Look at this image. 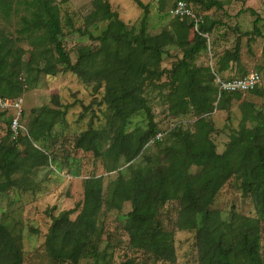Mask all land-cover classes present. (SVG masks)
<instances>
[{
    "label": "trees",
    "instance_id": "trees-1",
    "mask_svg": "<svg viewBox=\"0 0 264 264\" xmlns=\"http://www.w3.org/2000/svg\"><path fill=\"white\" fill-rule=\"evenodd\" d=\"M135 1L145 9L139 29L126 25L108 0L94 1L93 16L107 21L108 25L97 38L100 42L98 48H83L76 64L72 65L66 63L61 9L55 0H0V14L4 17L13 10L21 13L16 36L0 28V98H21L25 92V82L21 77L23 73L36 70L55 74L57 65L64 66L66 71L86 82L105 83L104 100L111 113L108 129L87 131L76 141V148L94 152L99 157V140L104 135L105 141H112L108 151L119 152L115 162L118 165L123 155L126 162L134 161L144 145L158 134L154 124L150 131L138 136H135L136 131L124 133L127 120L132 115L143 110L151 115L148 98L142 96V91L145 88L151 91L166 88L169 91L167 101L173 113L197 117L195 131L176 126L159 147L163 162H157L151 156L154 158L149 157L148 160L153 166L147 171L131 168L132 177L119 180L116 192L120 191V183L123 185L126 182L132 194L133 210L128 214L125 225L131 245L134 249L151 254L157 262L175 261L173 234L163 228L158 214L164 203L176 200L182 209L181 220L197 232L200 264H262L259 231L244 232L237 241H233L221 230L217 214L210 210L222 188L231 179L239 178L242 192L254 203L257 221L264 223V121L250 115L245 107L241 126L230 135V141L222 153H218L211 137L215 128L208 122L220 94L216 80L247 75H239L241 43L213 57L211 66L199 67L195 64L202 52L211 51L208 35L214 28L209 26L207 15L197 13L192 2L201 3L205 10L221 9L223 3L219 0H178L187 2L198 16L203 17L204 23L196 29L193 20L177 19L170 31L152 37L148 33L147 6L140 0ZM257 25L258 20L255 21V30L260 33ZM191 33L192 40L189 38ZM18 40L31 44L32 58L45 60L44 67L32 59L24 64L22 57L25 50L17 46ZM169 45L183 53L170 71L160 67L165 48ZM53 60L56 65L52 63ZM232 63L238 67L232 70L230 76L224 77L223 73L230 70ZM166 73L170 76L169 81L159 83ZM259 87L250 93H261ZM220 95L221 105H224L230 102L229 95L240 100L247 94ZM2 112L8 115L13 111ZM56 115L50 109L43 108L33 120L27 136L19 135L10 147L3 148L6 143L0 145V175L6 182L11 183L12 176L20 169V143L26 145L36 159L48 160V156L36 149L34 144L50 136L57 123ZM12 119L8 122L10 137ZM248 123L253 125L250 132L247 131ZM28 151V158L33 160ZM6 189V183H0V193ZM102 191V179H90L86 183L83 208L76 221L69 218L71 212L62 213L55 219L47 240V251L52 259L60 263L79 264L83 258L91 257L94 259L92 264H111L107 256L99 252L95 239L97 218L103 204ZM20 246L8 226L0 223V264H6L2 258H8L9 253L14 264L19 263L22 260ZM120 264L139 263L127 260Z\"/></svg>",
    "mask_w": 264,
    "mask_h": 264
},
{
    "label": "rangeland",
    "instance_id": "rangeland-1",
    "mask_svg": "<svg viewBox=\"0 0 264 264\" xmlns=\"http://www.w3.org/2000/svg\"><path fill=\"white\" fill-rule=\"evenodd\" d=\"M61 9L63 23L62 42L67 54L66 63L76 64L83 48H98L97 38L106 29L108 22L100 21L93 16L95 0H55ZM113 11L130 28L139 29L145 9L135 0H108ZM147 6L148 33L158 36L170 31L176 22L170 10L178 0H140ZM205 1V0H204ZM223 7L205 10L199 2H192L197 13L207 15L209 26L213 32L208 35V51L202 52L195 60L199 67H208L214 62L213 57L223 54L226 49H233L241 43L242 59L247 60L239 75L255 70L264 79V0H219ZM21 13L14 10L7 17L0 14V28L16 36ZM258 20L257 28L255 21ZM191 40L193 35L189 37ZM17 46L25 50L22 57L24 64L32 60L44 67L45 60L32 58L33 47L27 41H17ZM161 69L170 71L174 63L183 57L180 49L173 46L165 48ZM215 55V56H214ZM56 65L55 60L52 61ZM55 74L39 73L36 70L22 74L25 82L23 99V116L20 121L21 137L27 136L33 120L41 114L43 108L57 113L56 125L45 141L35 143L36 149L48 156V160L36 159L34 153L23 143L19 144V171L12 176L13 181L6 182L0 175V183H6L7 189L0 193V223L8 226L12 236L21 244L22 260L17 264H71L60 263L52 259L47 251V240L56 218L62 213L71 212L69 218L75 222L82 211L86 183L92 178H101L102 207L97 218V235L99 252L107 256L111 264H120L134 260L139 264H200V252L196 230L189 228L181 220L179 201H168L161 206L158 220L163 228L173 234L175 261H156L151 254L141 249H134L131 238L125 229L127 216L133 210L132 194L127 183H120V191L116 192L119 180H128L133 170L147 171L153 164L149 157L163 162L160 145L165 137L176 126L195 131L197 117L192 114L177 115L170 109L167 101L169 91L166 88L155 91L145 88L142 96L148 98L151 110L149 116L143 110L132 115L124 128V133H135V136L150 131L152 124L163 139L151 138L142 148L141 153L132 162H126L123 155L118 165L115 164L119 152L108 149L112 141H105L102 135L101 156L94 152L76 148V141L87 131H103L108 129L111 116L104 97L105 83L86 82L78 75L66 71L57 65ZM233 74L236 75V72ZM170 79L164 74L159 83ZM216 86V83H215ZM219 94V93H218ZM164 96H166L164 98ZM222 95L217 96L215 110L208 122L215 128L212 140L218 153L225 151L230 135L238 130L245 114L264 121V95L249 93L240 100L229 95V103L221 105ZM246 105V106H243ZM14 112L8 115L0 110V145L10 147L15 139L9 134V120ZM252 124H247L250 132ZM28 154L33 158L30 160ZM155 162V163H157ZM157 166V164H155ZM210 210L218 217L221 230L233 241L247 231H259L261 263L264 264V223L257 221V213L252 199L244 194L239 178L231 179L216 196ZM242 218L248 220L242 221ZM2 258L3 263L14 264L11 254ZM106 259V257H105ZM91 257L83 258L79 264H92Z\"/></svg>",
    "mask_w": 264,
    "mask_h": 264
},
{
    "label": "built area",
    "instance_id": "built-area-1",
    "mask_svg": "<svg viewBox=\"0 0 264 264\" xmlns=\"http://www.w3.org/2000/svg\"><path fill=\"white\" fill-rule=\"evenodd\" d=\"M171 15L177 19H191L196 23V29L202 23L204 19L202 16H198L193 9L185 1H177L175 5L170 10ZM220 94H248L263 83L262 75L257 71H251L244 77H238L229 80H221L218 78L216 80ZM0 110L1 111H13L15 115L13 116L11 123L12 138L17 139L20 135L22 126L21 119L23 114V99H6L0 98ZM163 139V135L158 133L155 140L159 141Z\"/></svg>",
    "mask_w": 264,
    "mask_h": 264
},
{
    "label": "crops",
    "instance_id": "crops-1",
    "mask_svg": "<svg viewBox=\"0 0 264 264\" xmlns=\"http://www.w3.org/2000/svg\"><path fill=\"white\" fill-rule=\"evenodd\" d=\"M245 62H247V60H245V59H242V62H241V65H239V67H241ZM238 67V65L237 64H234V63H232L231 65H230V70L229 71H227V72H225V73H223V76L224 77H228V76H230L231 74H232V70L234 69V68H237ZM253 71V70H252ZM251 72V71H250ZM260 88V90H261V95H264V79H263V83H262V85L259 87Z\"/></svg>",
    "mask_w": 264,
    "mask_h": 264
}]
</instances>
